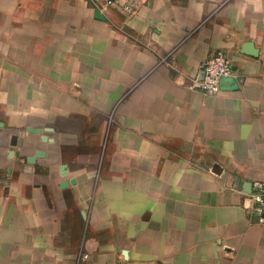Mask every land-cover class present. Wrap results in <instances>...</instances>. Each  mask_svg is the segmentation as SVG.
Masks as SVG:
<instances>
[{
	"label": "crops",
	"instance_id": "1",
	"mask_svg": "<svg viewBox=\"0 0 264 264\" xmlns=\"http://www.w3.org/2000/svg\"><path fill=\"white\" fill-rule=\"evenodd\" d=\"M89 1L0 0V50L16 54L0 58V112L15 115L0 130L53 129L46 144L26 131L39 146L0 137V172L19 176L0 198V264H264L250 200L264 181V0H132L127 16L128 0ZM218 51L233 78L192 90ZM56 110L83 116L22 122Z\"/></svg>",
	"mask_w": 264,
	"mask_h": 264
},
{
	"label": "rangeland",
	"instance_id": "2",
	"mask_svg": "<svg viewBox=\"0 0 264 264\" xmlns=\"http://www.w3.org/2000/svg\"><path fill=\"white\" fill-rule=\"evenodd\" d=\"M63 1L66 3V5L72 4V6L74 8H77L81 1H83L89 8L94 7L92 4H90L91 1H89V0H63ZM68 20H69L68 17L64 18V22H67ZM29 37H30V34H29ZM4 51L5 50H0V58L1 59H8L10 63H13L14 59L11 57L16 56V54L7 55L6 53H4ZM45 51L47 52L48 50H44V49L37 50V49H32V48L24 50L25 55L27 53L30 55H33L36 52H45ZM14 53H16V50H14ZM13 65L15 66V64H13ZM25 77H33L32 72L30 71L29 73L25 74ZM57 88L58 89L62 88L61 82H58ZM45 98H47V96ZM13 99H14V97H11V96L9 98H7V100H9L10 102ZM12 104L14 106L13 108H16L14 103H12ZM4 113H6V112H3V113L0 112V115H2ZM6 114H8V115L7 116L3 115V118L8 123L7 117H10V115H13V114H11L10 112H8ZM19 114H20V116H23V117L25 116V114L23 115V113H19ZM28 115L30 116L29 121H23L22 120V122L32 123V124L34 123L35 125L37 124L40 126L53 125L54 127L58 128V129H61L64 127H70V126H74V127L77 126L79 124L78 121L83 116V114L81 112H75V111H71V112L65 111L64 112L63 110H59V111L56 110V111H53L51 113L50 112H41L39 114L29 113ZM13 116H15V115H13ZM17 116H19V115H17ZM9 120H10L9 123H16L15 121H11V119H9ZM18 122L21 123V120H18ZM22 127L23 126H21L20 129L19 128L18 129L3 128L0 130V137H6V136L10 137V142L12 144L11 145L12 147H16L15 142L20 137L21 138L22 137L27 138V141H29V143H28L29 146L31 144H33L34 146H37V145L39 146L38 140L35 137L33 138L31 135H29V138L26 137V134H27L26 129L22 128ZM18 178H19L18 174H14L11 172L9 174H8V172H0V198L5 197L7 195L10 184L13 182H16L18 180Z\"/></svg>",
	"mask_w": 264,
	"mask_h": 264
},
{
	"label": "built area",
	"instance_id": "3",
	"mask_svg": "<svg viewBox=\"0 0 264 264\" xmlns=\"http://www.w3.org/2000/svg\"><path fill=\"white\" fill-rule=\"evenodd\" d=\"M96 1V0H92ZM99 11L106 12L115 7L119 0H98ZM134 2L126 1L121 7L123 15L127 16L133 12ZM202 78L194 79L190 88L198 90L205 96H213L220 90L222 79L233 78L234 71L230 61L220 51L206 59L202 65ZM250 200L258 224H264V181H255L251 186Z\"/></svg>",
	"mask_w": 264,
	"mask_h": 264
},
{
	"label": "water",
	"instance_id": "4",
	"mask_svg": "<svg viewBox=\"0 0 264 264\" xmlns=\"http://www.w3.org/2000/svg\"><path fill=\"white\" fill-rule=\"evenodd\" d=\"M94 18L96 20H99V21H103L104 20V17L103 15L98 11L96 10L95 11V14H94ZM244 53H247V54H250L252 56H255V52L252 51V46L251 44H246L244 46ZM3 126L2 123H0V128ZM26 131L28 133H31V134H35V135H39L40 136V142L42 144H46V143H49L51 142L52 140L48 137V134L52 133L53 132V129L51 127H45L43 129H39V128H27ZM17 146L21 147L22 146V141H17ZM15 155V153L13 151H10L9 152V158H13ZM46 157V152L44 150H35L33 155L31 156H28L26 157V163L29 164V165H32L35 163V161L37 159H43ZM60 172H61V175L62 176H65L67 174V171L65 169V166L62 165L60 166ZM68 187V182L67 181H62L61 184H60V188L64 189ZM84 215V214H83ZM126 254V253H124Z\"/></svg>",
	"mask_w": 264,
	"mask_h": 264
}]
</instances>
